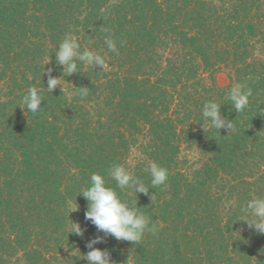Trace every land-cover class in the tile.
<instances>
[{
  "label": "trees",
  "instance_id": "obj_1",
  "mask_svg": "<svg viewBox=\"0 0 264 264\" xmlns=\"http://www.w3.org/2000/svg\"><path fill=\"white\" fill-rule=\"evenodd\" d=\"M69 31L103 69L63 75L55 52ZM48 68L61 78L53 93ZM235 83L253 92L240 114L226 99ZM33 86L38 114L21 109ZM209 100L235 131L203 120ZM150 161L168 168L166 188L151 187ZM113 164L149 194L116 188ZM93 173L158 227L135 245H96L114 264H264V235L241 212L264 197V0H0V264H88L86 243L104 235L79 196Z\"/></svg>",
  "mask_w": 264,
  "mask_h": 264
},
{
  "label": "clouds",
  "instance_id": "obj_2",
  "mask_svg": "<svg viewBox=\"0 0 264 264\" xmlns=\"http://www.w3.org/2000/svg\"><path fill=\"white\" fill-rule=\"evenodd\" d=\"M104 12L105 9L102 8L101 13ZM105 33L104 44L107 46L108 51L119 55L117 41L113 38L109 29H105ZM125 43L126 41H119V47H123ZM55 57L57 67L62 69L64 76L80 73V65L95 69L98 66L103 69L105 66V58L98 52L90 49L81 51V44L71 31L65 33L55 52ZM53 71L52 68H48L47 72L44 71V75L47 74L48 76L47 90L52 93L61 85L59 83L61 78L53 76ZM77 89L81 97L87 96V88ZM252 95V89L246 83H235L227 93L226 99L231 102L234 110L240 114L249 106ZM43 101L42 90H38L35 86L30 87L21 99V109L26 108L27 111L38 114L44 111L41 109ZM221 106L215 100L205 102L202 117L212 128L219 130V132L221 129H226L229 134L230 131H235L234 121H229L222 115ZM203 128L205 130L204 126ZM146 171L150 177L152 188L167 187L168 168L155 161H150ZM108 176L116 182V188L118 189L131 188L136 195L138 193L148 195L150 192V188L134 176L132 171L123 164H113L108 169ZM81 195L88 201L85 219L95 226L98 232L104 234L103 236L98 235L86 243L89 251L83 257L88 261V264H114L108 250H101L96 247V245L104 243L108 237L115 238L118 241L131 242L135 245L143 241L146 233L156 235L158 232L157 224L152 223L150 217L139 211L138 207L132 206L122 199L116 189L108 186L104 176L99 173L91 174L89 186L79 196ZM155 195L156 193L151 196L152 202ZM241 212L245 216L242 221L247 224V227L260 235H264V197L250 199L241 208ZM72 223L75 226L73 234L83 237L86 229L82 228L79 223Z\"/></svg>",
  "mask_w": 264,
  "mask_h": 264
},
{
  "label": "rangeland",
  "instance_id": "obj_3",
  "mask_svg": "<svg viewBox=\"0 0 264 264\" xmlns=\"http://www.w3.org/2000/svg\"><path fill=\"white\" fill-rule=\"evenodd\" d=\"M217 83L223 87L227 86L230 83L227 73L219 74L217 76ZM185 155L187 156L188 161H192L193 159H198L200 157L199 155H197V153H193V149L191 150L189 148L186 149Z\"/></svg>",
  "mask_w": 264,
  "mask_h": 264
}]
</instances>
